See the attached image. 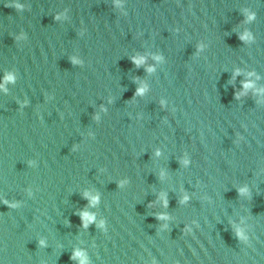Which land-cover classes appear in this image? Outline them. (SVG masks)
Instances as JSON below:
<instances>
[{"label": "water", "instance_id": "1", "mask_svg": "<svg viewBox=\"0 0 264 264\" xmlns=\"http://www.w3.org/2000/svg\"><path fill=\"white\" fill-rule=\"evenodd\" d=\"M0 264H264V0H0Z\"/></svg>", "mask_w": 264, "mask_h": 264}]
</instances>
